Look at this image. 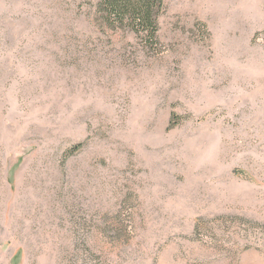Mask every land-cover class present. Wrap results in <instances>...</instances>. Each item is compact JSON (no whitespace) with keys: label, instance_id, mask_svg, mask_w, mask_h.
Masks as SVG:
<instances>
[{"label":"rangeland","instance_id":"374dc122","mask_svg":"<svg viewBox=\"0 0 264 264\" xmlns=\"http://www.w3.org/2000/svg\"><path fill=\"white\" fill-rule=\"evenodd\" d=\"M165 2L0 0V264H264V0Z\"/></svg>","mask_w":264,"mask_h":264},{"label":"trees","instance_id":"16d2710c","mask_svg":"<svg viewBox=\"0 0 264 264\" xmlns=\"http://www.w3.org/2000/svg\"><path fill=\"white\" fill-rule=\"evenodd\" d=\"M95 12L112 31H129L148 47L159 45L160 17L165 0H96Z\"/></svg>","mask_w":264,"mask_h":264}]
</instances>
